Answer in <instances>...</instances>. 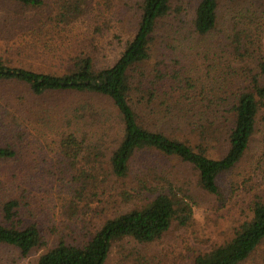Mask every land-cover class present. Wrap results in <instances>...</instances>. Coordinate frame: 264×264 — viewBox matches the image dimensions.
I'll return each mask as SVG.
<instances>
[{
	"label": "rangeland",
	"instance_id": "obj_1",
	"mask_svg": "<svg viewBox=\"0 0 264 264\" xmlns=\"http://www.w3.org/2000/svg\"><path fill=\"white\" fill-rule=\"evenodd\" d=\"M45 1L35 15L52 25L57 5L54 0ZM140 2L87 0L81 7L85 15L55 32L53 38L45 37L49 47L44 52L20 51L9 37H0V65L61 74L70 69V56L85 52L93 57L94 69L111 66L135 30ZM179 3L184 7L182 20L170 19L175 37H168L165 28L157 33L151 60L139 65L133 77L134 82H143L144 89L134 84L131 97L146 96V101L155 91L154 105L160 111L169 106L171 114L181 115L174 125L178 130L172 125L159 128L171 137H184L211 158H220L228 148L231 103L235 94L248 87L260 52L249 51L240 58L230 47L218 45L220 26L208 35H195L191 19L198 0ZM254 4L253 9L264 10V3ZM228 5L236 7V2H223L221 14ZM250 5L240 0L238 7ZM177 24L180 28L175 30ZM65 29L67 40L61 43ZM110 107L105 99L87 92L36 95L18 79L0 78V146L11 145L17 153L0 161V207L8 198L16 199L23 224H37L41 234L40 245L27 256L0 244V264H37L39 256L60 241L82 245L106 220L142 207L167 182L177 187L178 196L191 197L192 219L185 225L172 222L152 242L113 241L104 264H192L197 254L230 240L234 229L251 218L254 201L264 199V124L260 118L246 157L218 177L219 194L213 195L199 186L191 165L156 151L136 154L128 176L114 178L107 166L108 151L118 142L119 129ZM140 117L148 128L160 125L149 115L141 113ZM201 126L204 136L198 134ZM69 136L77 139L81 152L75 154L62 146ZM241 264H264V241Z\"/></svg>",
	"mask_w": 264,
	"mask_h": 264
},
{
	"label": "trees",
	"instance_id": "obj_2",
	"mask_svg": "<svg viewBox=\"0 0 264 264\" xmlns=\"http://www.w3.org/2000/svg\"><path fill=\"white\" fill-rule=\"evenodd\" d=\"M80 1L54 0L58 11L52 19L54 24L49 25L35 15L44 6L45 0H0V37H9L12 46L18 47L20 51L44 52L49 47L46 36L53 38L55 32L69 27L86 14V10L81 7H85L83 4L87 0L84 3ZM179 1L141 0L135 30L126 39L111 66L94 69L93 57L80 52L68 58L71 67L61 74L38 73L0 65V78L18 79L36 95L47 91L87 92L109 102V114L119 129L118 142L108 151L107 166L114 178L128 176L136 154L156 151L165 156H175L191 165L197 172L199 186L208 193L218 195V177L246 157L259 118L264 124V10L252 7L254 2L264 3V0H245L251 5L240 8V0H198L191 19V29L199 36L208 35L220 26L222 36L218 45L230 47L237 57L243 58L249 51L260 52L255 65L256 72L250 76L248 87L235 94L231 103L233 121L227 135L228 148L220 158H211L203 149H195L184 137H171L160 129H168L167 125L174 127L181 115L171 114L169 106L160 111L154 105L158 97L154 96L155 91L149 93L146 101V96L134 100L131 97L134 87L140 85V89H144L143 82H134L133 77L139 65L151 60L155 36L163 28L168 37L172 35L171 17L176 21L182 20L184 7ZM226 1L236 2V7L228 5L221 14L219 7ZM220 14L223 15L222 20ZM179 28L177 24L175 30ZM68 32L66 29L62 32L61 43L67 40ZM255 44L258 48L253 49ZM190 86L186 82V87ZM141 113L151 116L154 124L160 125L153 128L144 126ZM174 128L178 130V127ZM203 130L201 126L198 130L200 136L205 135L206 131ZM196 131L192 129V132ZM62 146L73 149L75 154L82 150L73 136L67 137ZM16 155L11 145L0 146V161L12 159ZM167 183L142 207L106 220L87 242L72 245L60 241L41 254L37 264H104L115 240L132 238L148 243L159 238L174 221L185 225L193 216L191 197L186 194L178 196L177 187ZM18 208L19 203L14 198L2 202L0 244L13 246L20 255L27 256L40 245L41 234L37 224H23ZM251 212V218L234 229L230 240L197 254L192 264H241L249 259L264 241V199L255 200Z\"/></svg>",
	"mask_w": 264,
	"mask_h": 264
}]
</instances>
